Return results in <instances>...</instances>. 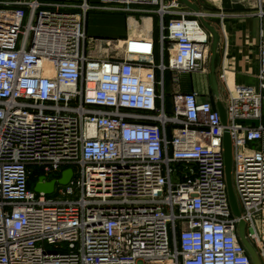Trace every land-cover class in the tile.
Returning a JSON list of instances; mask_svg holds the SVG:
<instances>
[{"label":"built area","instance_id":"built-area-1","mask_svg":"<svg viewBox=\"0 0 264 264\" xmlns=\"http://www.w3.org/2000/svg\"><path fill=\"white\" fill-rule=\"evenodd\" d=\"M97 2L110 11L152 8L159 45L135 36L119 58L91 54L99 39L86 31L88 2L81 14L43 10L41 0L0 8V264H253L242 221L262 264L264 151L250 145L264 127L247 122L262 117L264 38L257 87L220 76L224 125L213 99L177 89L170 101L166 91L167 71L175 84L206 71L211 34L200 20L165 25L175 1ZM226 131L240 216L228 193ZM36 167L45 182L67 169L74 177L51 195L36 193Z\"/></svg>","mask_w":264,"mask_h":264},{"label":"crops","instance_id":"crops-1","mask_svg":"<svg viewBox=\"0 0 264 264\" xmlns=\"http://www.w3.org/2000/svg\"><path fill=\"white\" fill-rule=\"evenodd\" d=\"M16 0H0V8L11 9ZM44 3L43 10H60L62 12L81 14V6L88 2L91 9L86 16V31L91 37L102 39H121L126 41L132 34L133 27H143L141 33L152 38L159 45L160 40V17L149 7H136L130 12L110 11L104 9L97 0H41ZM176 2L172 13L168 18H196L193 9H183L186 5L177 0H166L168 4ZM245 0H194L199 11L205 15L219 34L217 46L218 64L216 75L219 82L220 100L224 105L227 101V89L220 76L225 72L228 81L234 85L257 87L259 84V54L260 43L264 38V17L258 15L255 5H248ZM199 12V13H200ZM202 23V22H201ZM140 34V35H141ZM165 61V60H164ZM156 62H161V53L158 49ZM206 73V71L204 72ZM212 77V66L210 65ZM179 75L181 82L179 88L183 87L188 92L196 91L200 100L211 98L217 106L215 94H207V77L199 75L196 81L192 76L185 81L184 76ZM168 86V85H167ZM169 87V86H168ZM171 89L169 88V91ZM181 91V90H180ZM214 92V91H213ZM252 126L264 127V103L262 105V117L259 120L247 122ZM250 148L264 151V137L260 143L251 144Z\"/></svg>","mask_w":264,"mask_h":264},{"label":"water","instance_id":"water-1","mask_svg":"<svg viewBox=\"0 0 264 264\" xmlns=\"http://www.w3.org/2000/svg\"><path fill=\"white\" fill-rule=\"evenodd\" d=\"M177 1L185 3L188 7L193 9L195 12H198V13L200 12L198 7L194 3L190 2L189 0H177ZM199 17L202 18L203 24L209 30L213 38L212 59H211L212 87H213L215 97L217 98V108L220 112L223 124L226 125L227 124L226 111H225L222 101L220 100L219 83H218V78L216 75V68L218 64L217 46H218L220 37H219L217 30L213 26H211L209 23H207L204 20V17L202 16H199ZM224 149H225V163H226V180H227V185H228V193H229V198L231 202V207L235 215L240 216L241 212L239 209V205L237 202V198H236L234 188H233V183H232V141H231V137L228 131L225 132ZM73 177H74V171L72 169H67L63 171L62 176L58 181L54 180L51 182H45L46 178L40 177L38 182L34 186V191L36 193L43 192L46 195H51L53 194L57 184L68 185L73 179ZM240 237H241L242 242L248 249V252L253 260V264H261L260 258L255 248L252 246V244L247 240L245 236V223L243 221L240 223Z\"/></svg>","mask_w":264,"mask_h":264},{"label":"rangeland","instance_id":"rangeland-1","mask_svg":"<svg viewBox=\"0 0 264 264\" xmlns=\"http://www.w3.org/2000/svg\"><path fill=\"white\" fill-rule=\"evenodd\" d=\"M189 1L194 3V0H189ZM245 1H246L245 3H247L248 5L254 4L255 5V9L258 12V15L261 18L264 17V16L260 15L261 9L264 11V6L260 5L259 0H245ZM183 9L191 10V8L188 7L187 5ZM171 11H172V9H171ZM195 16H196V18H194V19L200 20V22H202L201 24L205 27V25L203 24L202 18H200L197 15H195ZM171 19L172 18L166 17L165 18V25H168L169 21ZM204 20L208 23V20L205 17H204ZM143 31H144L143 27H133L131 36H133V37H135V36H144L143 34H141ZM88 35L90 36V34H88ZM98 39H99V41L91 40L89 42V44H90L89 45V50H91L90 51L91 54H93L95 56H99V57H115V58H119L121 56V52H122V48L121 47H122L123 42H124L123 40H121V39H102V38H98ZM100 40H102V41H100ZM109 40L111 41V45H108L107 41H109ZM212 45H213V38H212V35H211L210 51H209V54H208V59L206 61V65H205L206 66V73H204V72L194 73V74L186 75V76H184L185 78H183L185 81L189 82L188 78H190L191 76H192V79L194 81L197 80L199 75L207 77V81H206V85H207V89H208L207 94H209L210 96H212L214 94L213 87H212V77H211V74H210V65H211V59H212ZM170 56H171V53H169V51L166 48L165 53H164V60H166V62H168L169 59H170ZM175 77H177V75L175 73H173V72H170V71H167L166 74H165L166 82H167V85L169 86V87L168 86L166 87V89H167L166 91L169 93L170 101H172V98H173L172 94L177 89L181 90L182 92H188V90H186V88H184L185 85L183 87V84H186L184 81H182V88L181 89L179 88V86L181 84L180 80H179L178 84L177 83L175 84ZM169 88L171 89L170 91H169ZM34 170H35V174L33 175V185L32 186L30 185V187L32 189L34 188L35 184L37 183L38 178L40 176L44 175V170L42 168L36 167V169L34 168ZM52 176H53V174L48 175V177H52ZM258 224H259V227L261 229L260 232L262 233V236H261L262 240L261 241H262V243L264 245V230H262V224L263 223H261V221L259 220ZM250 243L252 244L253 247L255 246L257 249H258V245H260V243L258 244V241L255 240V238H250ZM262 264H264L263 259H262Z\"/></svg>","mask_w":264,"mask_h":264},{"label":"bare ground","instance_id":"bare-ground-1","mask_svg":"<svg viewBox=\"0 0 264 264\" xmlns=\"http://www.w3.org/2000/svg\"><path fill=\"white\" fill-rule=\"evenodd\" d=\"M195 15H197V16H202V17H205V15L203 14V13H198V12H196V13H194Z\"/></svg>","mask_w":264,"mask_h":264},{"label":"flooded vegetation","instance_id":"flooded-vegetation-1","mask_svg":"<svg viewBox=\"0 0 264 264\" xmlns=\"http://www.w3.org/2000/svg\"><path fill=\"white\" fill-rule=\"evenodd\" d=\"M30 185L32 186L33 185V177L30 178Z\"/></svg>","mask_w":264,"mask_h":264},{"label":"trees","instance_id":"trees-1","mask_svg":"<svg viewBox=\"0 0 264 264\" xmlns=\"http://www.w3.org/2000/svg\"><path fill=\"white\" fill-rule=\"evenodd\" d=\"M166 48H167V46H166ZM165 62H166V60H165ZM167 63V62H166Z\"/></svg>","mask_w":264,"mask_h":264}]
</instances>
